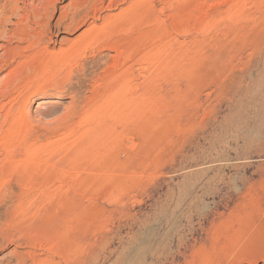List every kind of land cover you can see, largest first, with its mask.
<instances>
[{
	"label": "rangeland",
	"instance_id": "1",
	"mask_svg": "<svg viewBox=\"0 0 264 264\" xmlns=\"http://www.w3.org/2000/svg\"><path fill=\"white\" fill-rule=\"evenodd\" d=\"M122 12L130 23L60 59ZM113 36L133 54L122 70L136 74L139 112L103 119L111 160L88 183L35 179L67 169L59 146L113 77ZM0 57V84L26 68L0 122L35 87L22 109L44 145L0 155V264H219L240 252L238 264H264V0H0Z\"/></svg>",
	"mask_w": 264,
	"mask_h": 264
},
{
	"label": "bare ground",
	"instance_id": "2",
	"mask_svg": "<svg viewBox=\"0 0 264 264\" xmlns=\"http://www.w3.org/2000/svg\"><path fill=\"white\" fill-rule=\"evenodd\" d=\"M133 17H134V14L132 12H129V13L122 12L119 15L118 14L113 15L112 17L108 16V18H106V21L108 19L107 23L102 25L104 23L103 22L101 24V27L94 26V27H90V29L88 28V29L83 30L80 36L75 41H73L70 48L66 50L69 53L65 51L67 54L65 53L61 55V58L60 56H58V58L66 60L70 58L71 56H74V54L72 55V53L83 52L86 48L88 49V47L94 46L96 43L100 42V40L104 39L105 36L111 35V33H116V31L119 30L117 28L121 29V27L125 26L126 23L127 24L130 23L131 21L130 22L128 21L131 20ZM20 33H25V31L23 29H20L19 34ZM15 36H18V34ZM112 41L113 42L110 43L111 42L110 40L109 44H112V47L114 48V50L117 51L116 61L114 62V65L112 66L113 69H111V71L109 72V74H113V77L112 75L111 76L108 75L109 78L111 77V79H108V78L105 79L106 76L104 77V82L101 86V89L98 91L99 89L98 88L97 89L98 92L96 93V95L95 96L93 95L94 97L92 98L93 101L91 99L92 101V103H90L92 104L91 108L84 113L83 117L80 116L81 120L78 122V127L82 124H84L85 127L80 126L77 129V136L70 143V146L69 145L59 146L61 151L63 150L67 151V153L59 159V161L61 160L64 162V165L67 167V169L63 170L62 168H57L55 164L53 163L52 165L41 167L37 175L35 174L36 175L35 179L39 180L40 177H47V178L61 177L60 179H58L60 180V185H59L60 187L62 186L61 183H64L67 185V183L62 181L63 178H67L71 180L73 184L72 186L74 185L79 186V184L81 183L82 184L88 183L89 180L91 181L92 179L95 178V176L97 177L98 173L102 171L106 167V165L110 162L109 160H111V157L109 155V149H107L108 147L107 148L104 147V142L101 141L103 139V134L109 130V126H108L109 123L106 124V122H104L103 119L106 118V115L108 117L109 113L117 112L116 114H120L121 116H124L123 111H126V110L131 111L132 114L139 112L140 103L138 102L139 96L137 94L138 85L137 83L133 84V82L137 80L136 74L129 73L131 67L129 69L126 68V70H122L123 63L126 61L132 60L133 54L132 53L130 54V52L128 54V48L124 46V43L122 42L121 37L114 38L113 36ZM103 45H105V43ZM130 49L132 48L130 47ZM5 52H7V50ZM2 57H0V70H2L4 67L10 66V64L8 63L6 65L7 59L5 60V62H3L4 60ZM5 57H7V55ZM21 68H22L21 66L17 65L8 71L5 79H3V82L0 84V100L10 98L12 93L17 91L19 87L22 86V83H21L22 77L25 74L23 75L21 74L20 72L22 70ZM116 68H118V71H119V72L117 71L118 74H116L117 73ZM24 69L26 70V68ZM24 69L22 71H24ZM126 71H127L128 76H126L125 74ZM27 78L26 80L28 81ZM35 89L36 88L33 86H25L23 89L19 90V99H18L17 107L21 109H18V108L7 109L6 112L3 114V119L0 122V155L4 154L9 157L11 155L13 156V154L17 152L16 155L14 156L20 155L19 153H22L24 156L25 154H29V153H32L33 151L39 150L37 148L41 149L44 147V145L36 146L34 139H31L29 137V132L33 128L30 125L32 121L31 123L29 122L30 119H28V116H26V114L24 113L22 109V105L26 104L30 99L29 94L31 92H35L36 91ZM44 102L46 101H43V103ZM54 110L47 111V112L45 111V113H54ZM109 118L110 117H108V119ZM15 160H17V158H15ZM35 162L37 163V161ZM80 165L83 166L81 167L83 172H86L84 173V176L73 173V170H75ZM6 166L4 165V167ZM28 169L30 168L28 167L27 170ZM32 169L35 170L36 168L34 167ZM17 171L18 169L16 170V172ZM23 173L25 176L30 175L24 170H23ZM78 190L72 187L70 191L69 189H64V190L57 189L55 191H49L47 189H44L43 192L47 195L55 196V195L75 194L76 191L78 192ZM63 197H66V196H63ZM242 256H244V252H240L236 255H233L228 260H224L219 264H238V261L240 257ZM260 256H262V254ZM256 258L254 257V259ZM262 260L264 262V255L262 256ZM205 261L207 264H212V262H210V259L208 261L207 260Z\"/></svg>",
	"mask_w": 264,
	"mask_h": 264
}]
</instances>
